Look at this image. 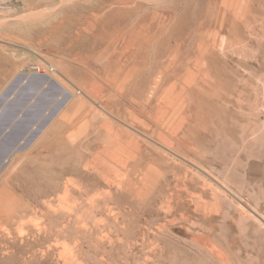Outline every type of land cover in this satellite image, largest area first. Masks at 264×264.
I'll return each instance as SVG.
<instances>
[{"label": "rangeland", "instance_id": "rangeland-1", "mask_svg": "<svg viewBox=\"0 0 264 264\" xmlns=\"http://www.w3.org/2000/svg\"><path fill=\"white\" fill-rule=\"evenodd\" d=\"M108 1L0 0V264H264V0Z\"/></svg>", "mask_w": 264, "mask_h": 264}, {"label": "bare ground", "instance_id": "bare-ground-1", "mask_svg": "<svg viewBox=\"0 0 264 264\" xmlns=\"http://www.w3.org/2000/svg\"><path fill=\"white\" fill-rule=\"evenodd\" d=\"M103 1V0H102ZM108 1V0H107ZM110 1V0H109ZM108 1V2H109ZM114 2H111L110 4H111V8H109L108 9V12L110 13V14H112L113 16H116V17H130V16H132V17H134L133 15H135V14H140V15H142V12L144 13V12H146V11H148L149 10V7L148 6H144V4L143 3H141V4H135L134 3V0H113ZM138 1H140V0H138ZM154 1H156V2H160L161 0H154ZM163 1V0H162ZM166 1V0H165ZM62 3V2H61ZM102 3H105V2H102ZM115 3V5H113ZM146 3V2H145ZM109 4V5H110ZM143 4V5H142ZM108 5V4H107ZM113 5V6H112ZM150 5V4H149ZM158 6H160V5H158ZM93 11H97V13L98 12H100L101 11V7L99 6V5H95V6H93L92 8H91ZM75 10H82V8H78V7H75V6H73V7H71V8H67L66 10H64L63 12L64 13H71V12H73V11H75ZM103 10V9H102ZM107 11V10H106ZM94 13V12H93ZM74 14V13H73ZM96 14V13H95ZM101 14V13H100ZM107 14V13H106ZM175 14V13H174ZM102 15H103V13H102ZM108 15V14H107ZM76 16V15H75ZM98 16V15H97ZM100 16V15H99ZM106 16V15H105ZM139 17V16H138ZM137 17V18H138ZM96 18V17H95ZM136 18V19H137ZM83 19V18H82ZM129 19V18H128ZM134 19V18H133ZM132 19V20H133ZM179 20V19H178ZM134 22H136V21H134ZM134 22L133 21H131V24H134ZM142 22V21H141ZM169 22V21H168ZM126 23V22H125ZM85 25V24H84ZM130 28V27H129ZM168 29V28H167ZM137 33V32H136ZM138 34V33H137ZM115 35V34H114ZM139 37V36H138ZM174 37V40L176 41V43H175V46L173 47V49L171 50V52H170V54H169V57H168V60H170V64L171 63H173V62H177L178 60H180V57H179V53L177 52V47L179 46V41H178V37H175V36H173ZM128 42H129V40H128ZM8 43V42H7ZM23 49V48H22ZM200 50H202V49H200ZM199 50V55L201 54V52L202 51H200ZM32 51V50H31ZM176 51V52H175ZM34 53H35V50L33 51ZM38 54V53H37ZM165 55V54H164ZM163 55V56H164ZM185 57H187V56H185ZM42 58V57H41ZM184 58V57H183ZM205 58H208V54H204V59ZM185 61V58L183 59V60H181V62H184ZM196 61H198V55H194V57H193V59H191V60H189L188 62H189V64L190 63H194V62H196ZM27 98H28V96H27ZM27 98H25V101H26V99ZM130 104L131 105H129V106H136L137 104L135 103V102H131L130 101ZM43 107H40L39 109H42ZM143 108V107H142ZM38 109V110H39ZM135 111H137V110H135ZM4 119L3 118H1L0 117V123L3 121ZM17 131H18V129H16ZM11 135L13 136L14 135V133H12L11 132ZM7 137L8 136H5L2 140H1V144H0V152H3V151H5L6 149H9L10 147H11V144H12V138H10V139H7ZM18 145V144H17ZM5 147V148H4ZM12 150H14V148L12 149ZM16 150V149H15ZM13 162L14 161H11L10 162V164H12L13 165ZM16 164L14 163V166H15ZM13 166V167H14ZM72 168V167H71ZM54 169H56V168H54ZM64 170H66V169H64ZM54 171H56V170H54ZM68 171V170H67ZM72 171V170H71ZM5 182H6V179L5 178H3L2 179V183L3 184H5ZM2 186H4V185H2ZM6 202H1L0 201V208L3 210L4 209V204H5ZM0 209V210H1ZM5 210V209H4ZM245 212V211H244ZM11 215H12V213H11ZM0 220H3V217L2 216H0ZM4 220H6V218L4 217Z\"/></svg>", "mask_w": 264, "mask_h": 264}, {"label": "water", "instance_id": "water-1", "mask_svg": "<svg viewBox=\"0 0 264 264\" xmlns=\"http://www.w3.org/2000/svg\"><path fill=\"white\" fill-rule=\"evenodd\" d=\"M39 87H40V85H39ZM38 88H36L34 91L30 92L28 94V98L26 99V101L20 103V105L17 106L15 108V110L12 112L13 114H11L10 117H7L5 120H3L0 123V142L5 136H8L9 134H11L13 128L17 125V123L21 119H23L25 114L28 112L29 108L33 106V102L31 103L29 101L34 96V94ZM10 102L11 101H9L6 105H8ZM2 105H3V102L0 101V106H2ZM40 111H42V109H39L34 114V116H32V118H30V120L24 124V126L21 128V130L14 133V135L12 136L11 147L5 153L0 154V164L6 158L5 156L8 155L12 151V149L18 143H20L23 140V138L34 128L33 125L38 120Z\"/></svg>", "mask_w": 264, "mask_h": 264}, {"label": "built area", "instance_id": "built-area-1", "mask_svg": "<svg viewBox=\"0 0 264 264\" xmlns=\"http://www.w3.org/2000/svg\"><path fill=\"white\" fill-rule=\"evenodd\" d=\"M38 72H40V71H38Z\"/></svg>", "mask_w": 264, "mask_h": 264}]
</instances>
